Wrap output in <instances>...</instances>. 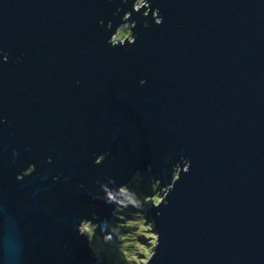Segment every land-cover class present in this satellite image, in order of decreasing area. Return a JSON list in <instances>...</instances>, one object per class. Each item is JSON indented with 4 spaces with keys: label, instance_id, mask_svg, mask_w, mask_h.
<instances>
[{
    "label": "water",
    "instance_id": "water-1",
    "mask_svg": "<svg viewBox=\"0 0 264 264\" xmlns=\"http://www.w3.org/2000/svg\"><path fill=\"white\" fill-rule=\"evenodd\" d=\"M150 3L160 25L133 0H0V264H94L97 180L164 187L181 157L151 264H264V0Z\"/></svg>",
    "mask_w": 264,
    "mask_h": 264
},
{
    "label": "clouds",
    "instance_id": "clouds-1",
    "mask_svg": "<svg viewBox=\"0 0 264 264\" xmlns=\"http://www.w3.org/2000/svg\"><path fill=\"white\" fill-rule=\"evenodd\" d=\"M127 3L128 0H123ZM141 9L144 17L149 16V12L157 25L163 22V17L159 15V9L151 8L150 0H133L132 10L139 13ZM121 11L117 8L113 15H118ZM132 12H126L122 17V23L116 27L107 39V43L112 47H123L126 44L131 45L136 42V36L133 29L136 27L135 21L131 23ZM103 25V21L100 22ZM144 27H148L147 21ZM111 32V21L107 25ZM0 57L6 63L9 54L0 49ZM17 57L15 63L20 62ZM141 84L145 81L141 80ZM107 153L96 157L94 163L99 165ZM51 163V158H48ZM190 161L181 157L172 166L171 183L161 187L159 179L145 175L142 172H136L127 184L118 187H109L115 185L116 181L112 177L107 178V183L97 180L99 191L92 195L94 200H102L107 205H114L112 218L110 220L93 222L92 219L82 218L77 226V232L80 236L86 237L87 244L91 249L95 260L94 264H151L156 256V249L159 246V233L155 230V220L150 219L148 211L150 208H159L167 204V197L172 191L177 180L180 179L181 172L187 173L190 170ZM35 171V165L29 164L18 176L17 180H23ZM148 171H151L149 166ZM58 177H53L57 180ZM81 187H83L81 185ZM151 195H147V191ZM102 193V194H101ZM111 245V247H106Z\"/></svg>",
    "mask_w": 264,
    "mask_h": 264
},
{
    "label": "rangeland",
    "instance_id": "rangeland-1",
    "mask_svg": "<svg viewBox=\"0 0 264 264\" xmlns=\"http://www.w3.org/2000/svg\"><path fill=\"white\" fill-rule=\"evenodd\" d=\"M146 175V174H145ZM147 176H150V177H153V176H151L150 174L148 175L147 174ZM147 195H151V191L149 190V192L148 193H146ZM151 209V208H150ZM149 209V211H148V216H149V218L150 219H152V214H151V210ZM106 247H111V245H106Z\"/></svg>",
    "mask_w": 264,
    "mask_h": 264
},
{
    "label": "trees",
    "instance_id": "trees-1",
    "mask_svg": "<svg viewBox=\"0 0 264 264\" xmlns=\"http://www.w3.org/2000/svg\"><path fill=\"white\" fill-rule=\"evenodd\" d=\"M149 191H147L146 193H148Z\"/></svg>",
    "mask_w": 264,
    "mask_h": 264
}]
</instances>
